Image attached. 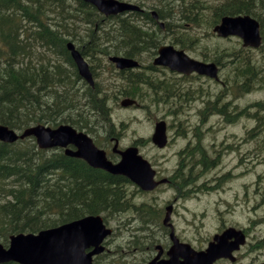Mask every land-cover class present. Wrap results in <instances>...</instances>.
Returning <instances> with one entry per match:
<instances>
[{
	"label": "trees",
	"instance_id": "obj_1",
	"mask_svg": "<svg viewBox=\"0 0 264 264\" xmlns=\"http://www.w3.org/2000/svg\"><path fill=\"white\" fill-rule=\"evenodd\" d=\"M72 1L75 4L69 0H0L1 124L19 131L38 123L53 127L69 123L90 132L104 128L108 137L117 138L120 131L111 111L118 105V94L141 99V85L155 88L157 83L150 84L141 74L133 77L124 74L122 88L101 82L88 86L78 76L65 47L70 38L80 41L82 54L92 55V61L100 56L94 52L97 50L101 55L114 53L138 58L139 50H156L165 35L172 34V43L189 48L192 25L203 22L210 29L223 15L248 14L259 22L258 51L264 57V0H158L155 10L158 18L165 20L163 29L149 11L142 12V24H138L118 16L104 19L82 0ZM82 21L86 40L77 38L76 29H80ZM218 48L212 57L204 54V59L216 61L228 71L221 91L214 93L213 99L207 95L203 111L207 115L220 113L230 121L248 115L255 122L248 129L258 136L264 130L261 112L264 99L238 109L232 99L236 94L253 90L264 92V61L260 64L249 53L250 48H243L240 42ZM88 50L92 51L90 55ZM249 107H253V112ZM140 139L134 140V144ZM109 158L116 160L117 156L112 154ZM0 161V242L3 245L8 244L12 234L38 232L88 214H102L106 221L118 219L123 227L142 233H133L128 239L132 243L128 246L130 252H124L115 243V248L94 259L96 264H129L135 260L133 249L146 257L151 255L158 239H154L149 227L162 226V212L147 202L137 204L131 196L134 191H140L127 178L92 168L60 148L41 149L33 137L11 143L0 141ZM124 213L136 215L137 226L131 225L130 217H126L128 223L122 221Z\"/></svg>",
	"mask_w": 264,
	"mask_h": 264
},
{
	"label": "rangeland",
	"instance_id": "obj_2",
	"mask_svg": "<svg viewBox=\"0 0 264 264\" xmlns=\"http://www.w3.org/2000/svg\"><path fill=\"white\" fill-rule=\"evenodd\" d=\"M133 1H143L144 4L159 5L158 0ZM69 2L75 4L72 0H69ZM150 7H146V9ZM79 24L80 29H76L79 33L77 38L86 40V30H83L85 22L82 21ZM192 26L193 32L191 31L190 34L192 43L189 45L191 53L186 48L184 50L194 58L201 59L204 54L206 57H212L216 53L214 49H219L218 47L222 48L237 45L238 39L236 37L219 38L212 33V30L203 22L199 24L196 23V25ZM179 36H181V33L178 37ZM169 38V35H165L162 39L163 43L170 42L171 38ZM75 41L79 43L78 39H75ZM190 46H192V48H190ZM249 53L260 64L263 63L264 57L262 52L256 49L249 51ZM152 57L153 54L151 53H143L141 54L140 61L145 65L151 62ZM227 71L228 69L226 67H220L219 76L222 80ZM98 74L99 77L96 76L95 80H99L103 82V84H111L114 86L121 82V78L119 77L117 79L106 57L100 63ZM156 78H158L159 81L163 78H165L163 79L164 81H168L163 85H169V82H171V89L176 92L177 88L183 93L184 90L188 89L189 85L193 88L198 86V83L195 81L188 82L182 78L170 77L168 72L162 74L159 71L157 72ZM201 84L202 92L205 94L203 95L205 101L208 99V94L210 95L209 98L213 99L214 93H219L222 88L221 83L208 78L201 81ZM149 90L148 86L143 89V91L147 93V96L145 101L139 102L142 106L123 107L115 105L113 107L111 113L115 122H124L120 128L121 132L117 136L120 148L130 145L135 139L142 138L144 141L143 145H137L139 152L152 161L153 166L158 170L161 176L173 175L178 167V151L183 148L185 141H187V137H185L184 134L192 137V134L198 133L200 138H203L205 142L217 141L216 143L218 144L220 140H223V159L222 165L219 167L220 171L226 172L228 169L232 174L236 172L240 174V172H242L245 177L254 179V181L260 184L255 185L253 189L251 188L249 190V192L252 193L250 195L243 194L244 186L242 182L248 181V179H244L243 181H241V179H236L227 184H223V186L230 185V188H226L224 191L217 190L216 192L209 193H205L206 191L195 193V191H193L190 195L187 193V197H182L177 196L176 189L168 185L151 193H138L134 191L131 198L136 203L147 202L150 205H159L164 209L167 204V199H172L173 196H177V199L181 198L182 200L180 199L176 203L175 211L172 213L171 218L175 233L184 241L189 242L196 248L204 245L206 240L211 238L213 233L220 227L222 221V223H232L243 226L248 230L249 237L247 244H245L239 254L240 264H247L249 261L255 262L257 256L259 258L264 257V246L253 248V246L257 244L258 238L264 234V130L260 131L258 136L252 135L248 137L244 133V130L255 124L253 119L248 115H241L234 121L226 120L222 115L215 113L201 117L199 111L204 109L205 105H203L199 97H195L194 99H190L187 103H183L186 99L185 95H182L180 98L181 104L183 105H173L170 99L165 100V97H162L165 96L164 93H160L158 90V93L152 94ZM194 90L195 89H189V93H192ZM156 95H158V101L154 103L152 97H156ZM234 96L235 98H233L232 101L236 103V108L238 109L245 107L248 103L255 100L264 99V92L253 90ZM111 103L113 102L111 101ZM176 107H178V109H175ZM249 109L253 112V107H249ZM171 110L176 111L172 113ZM261 112L264 113V110H261ZM158 119L166 121L167 134L170 141L166 147L162 149L154 147L149 141L154 122ZM103 130L105 129H95V135L97 140L104 144V149L110 151L114 144V140L107 136L109 134L106 130L105 132ZM105 134L106 137L109 138L108 141L102 137ZM226 142L232 143L237 149L233 152L225 153L224 147L227 144ZM251 163H253V165ZM246 167L249 168L248 172L245 171ZM211 175H214L212 170L206 174L207 177ZM131 189L133 190V187ZM235 190H238V193ZM121 217V220H127V223L128 219L126 217H130L129 219L132 218L130 223L133 226H137L139 223V219L132 213H124ZM107 222L116 232V234L112 236V240L106 244L107 248L112 250L115 248V243H118L122 246L124 252H130L129 249L131 248L128 246L131 247L132 243H129L128 237L125 236H132L133 233L141 235L142 232L129 230V228H125V230L123 225L118 222V219L110 218ZM149 228L153 232L154 239L160 241L155 244H161L163 246L167 243L164 236L165 232L161 230L159 225L156 224L153 228L151 226ZM136 229L138 230L140 228ZM121 235L125 237L124 240H121ZM159 236L163 238L161 239ZM133 250L135 251L134 255L136 257L133 256L135 260L129 263L139 264L140 262L143 264V259L146 257L145 254L137 249ZM155 252L156 250L154 249L152 254Z\"/></svg>",
	"mask_w": 264,
	"mask_h": 264
},
{
	"label": "water",
	"instance_id": "obj_3",
	"mask_svg": "<svg viewBox=\"0 0 264 264\" xmlns=\"http://www.w3.org/2000/svg\"><path fill=\"white\" fill-rule=\"evenodd\" d=\"M96 6L105 14H115L126 9L135 8L132 5L117 0H84ZM155 16V13H153ZM218 36H238L242 46L257 48L261 43L258 21L252 16L224 15L219 23L213 27ZM68 49L76 62L79 74L91 85L93 78L77 49L72 42H68ZM159 56L154 63L169 66L179 72L189 73L196 71L199 74L217 79V66L214 62H202L189 58L181 50H175L172 46H161ZM118 68L136 65V62L119 56L110 58ZM134 100L124 98L120 101L122 106H128ZM34 136L40 148L64 147L65 153L70 156L82 158L90 166L103 169L112 174L126 176L140 189L149 191L166 179L154 180L155 170L144 159L135 146H128L123 150L113 149L120 155L117 162H112L106 157L103 149L98 148L92 139L83 132H77L69 124H60L50 127L44 124H36L26 127L21 133L6 125L0 124V140L13 142L18 138ZM151 140L158 147H164L167 143L165 121H157ZM72 145L75 149L67 146ZM170 207L167 208L163 220L167 224ZM171 226V224H168ZM111 232L106 228L102 217L99 215H87L58 226L42 229L37 233H16L9 237V244L4 247L0 243V263L15 261L20 264H94L93 256L104 250L103 240ZM172 245L167 251L169 259H158L159 253L147 264H213L219 258L234 260L232 251L238 249L244 242L241 231L228 228L221 234L213 236L211 242L204 250H194L189 244L182 243L170 231ZM181 259V260H180ZM264 264V263H261Z\"/></svg>",
	"mask_w": 264,
	"mask_h": 264
},
{
	"label": "flooded vegetation",
	"instance_id": "obj_4",
	"mask_svg": "<svg viewBox=\"0 0 264 264\" xmlns=\"http://www.w3.org/2000/svg\"><path fill=\"white\" fill-rule=\"evenodd\" d=\"M121 1H125L127 3H131L133 5H136L139 9L134 10V12L128 11V12L122 14L121 16L119 15V17L125 18L126 20H133V21L137 22L138 24H142L141 23V14H142L143 11H149L151 16L153 17V12H152L153 9H152V7H150L152 4H145L144 5L143 1H137L136 2V1H133V0H121ZM146 7H150L151 9L150 8L146 9ZM111 17L112 16H107L108 19H110ZM168 35H169V37L173 38L172 34H168ZM80 51H82V48H80ZM139 51H140L141 54H143V53L155 54V50H150V51H148V50H142V51L139 50ZM188 51L191 53L190 49H188ZM87 52H89V55H90L92 51L88 50ZM94 52L95 53L98 52L99 55H100V56H98L96 58L95 62H93L92 59H91L92 55H90V56H88L87 54H83V55L90 62H92L94 64L96 70H99L100 63L105 57H104V55H101V51L100 50H97V51H94ZM187 54L190 55L188 52H187ZM155 56L153 58H155ZM140 57H141V55H140ZM140 57L135 58V59L138 60ZM203 57L204 56L202 55L201 59H198V58H195V59L204 60ZM106 58H108V57H106ZM132 58H134V57H132ZM102 64H103V62H102ZM159 71L162 74H165L166 72H168L170 77H173V78H176V77L182 78V79H184V80H186L188 82L195 81L196 83H198V86L196 88H193L192 86L189 85L188 89L184 90L183 93H182L181 90H179V88H177V92L173 91L171 89V85H172L171 82H169V85H164V86L156 85V87H155L156 89L153 88L152 86H150L149 84L146 85V86L149 87V89H150L149 91H151L152 94L158 93V90H159L160 93H164V95H165V96H162V97H165V100L170 99L171 104H173V105H175V104L181 105V106L183 105V104H181V98H180L182 95H185V99H186V101H183V103L184 102L187 103L188 101H190V99H194L195 97H199V99L202 100L203 105H206L205 99L203 98V95H205V94H203V92H202L203 90H202V86H201L202 85L201 81L206 80L207 77H205L204 75H199L196 72L180 74V73L175 72L174 70H170L169 68H163V67L154 66L152 63L150 65H146V64L144 65V64H140L139 63L138 66L135 67V70H133V69L129 70V73L131 72V74H128V73H126L123 70L122 71V75L125 74L124 76H132L133 77L135 75L141 74V76L147 78V80L149 81L150 84L155 85L154 83L159 81V79L156 78L157 72H159ZM163 79H165V78H163ZM163 79H160V81H164ZM218 83H221V81L218 82ZM146 86L145 87H141V92H142V96L141 97H143V98L140 99L138 97H135L137 99V101H138V104H139V102H143V101L146 100L147 93L145 91H143V89H145ZM189 89H195V90L192 93H189ZM157 97H158V95H156V97H152L154 102L158 101ZM218 100L220 102L221 98H219ZM140 105L142 106V104H140ZM175 109H178V107H176ZM175 111L176 110L172 111V113H174ZM199 114H200L201 117H205L207 115V114L203 113V109L199 111ZM212 114H214V113H212ZM215 114L222 115L220 113H215ZM93 130H95V129H93ZM89 133L91 134V136L94 139L95 143L104 149V147H105L104 144L97 140V137L95 135L96 132L95 131H91V132L89 131ZM244 133L248 137H251L252 135H254L253 133H251L250 129L244 130ZM105 136H106V134H105ZM184 136L187 137V141H185V144H184L183 148H181L178 151L179 161H178V167L175 170V173L173 175H167V176L163 177L158 172V170H156V176H155L156 179H160V178L163 177L166 180L163 183L158 184L151 192H155L156 190H158V189H160V188H162L164 186L170 185L171 187L173 186V188L176 189L177 196L187 197L188 195H190V193H193V191H195V193H198L200 191H206L205 193L216 192L217 190L224 191V190H226V188H230V185L223 186V184H227V183H229V182H231L233 180H236V179L237 180L241 179V181H243L244 179H248L247 177H245L243 175L242 172H240V174H238V172L232 174L230 172V170H228V169L226 170V172H223V171L219 170V167L222 165V159H223V156H222L223 140H220L219 143L217 144L216 143L217 141H212V142L206 141L205 142V140L203 138L202 139L200 138V135L198 133L192 134V137L187 135V134H184ZM102 137H104V135ZM104 139L106 141L109 140V139H107L105 137H104ZM168 139H169V137H168ZM169 142L170 141H168V143ZM226 143L227 144L224 147L225 148V153L226 152H233L234 150L237 149L236 146L233 145L232 143H229V142H226ZM138 145H143V141L141 139H140V142H139ZM251 164L253 165V163H251ZM234 168H235V166H234ZM210 170H212V173L214 175H211L210 177H207L206 174ZM248 170H249V168L246 167L245 171L248 172ZM237 171H238V169H237ZM242 184L244 186L243 194L250 195L252 193H250L249 190L251 188L253 189L255 187V185H259L260 183L257 182V181H254V179H248V181H243ZM235 191H237V193H238V190H235ZM187 193H188V195H187ZM177 196H173L172 199H167V204L165 205L164 209H162V207L159 206V205H155L154 206V204H152V203L151 204L155 208L152 205L151 206L154 209H156L158 211H161L163 218L166 216L167 208L170 207L169 217H171L172 213L175 211L176 203L181 199V198L177 199ZM170 220L172 222V218H170ZM173 227H174V224H173ZM231 227H234L236 229H241L244 232V234L246 236V239L248 240L249 235H248V230L246 228H244L243 226L232 224V223H222V221H221L220 227L213 233V235L220 234L223 231H225L226 229L231 228ZM163 228H164L163 232H167V235L166 234L164 235L165 238H166L165 240H166L167 243L165 245H163V246L160 245L161 249H162V253H161L160 257L158 258L160 260L161 259H164V260L169 259V257H168L166 252H167V249L171 245L170 241L168 239V233H169L170 229H168L167 227H164V226H163ZM166 228L168 229L167 231H166ZM176 235H177L178 239L181 242L189 243L187 241H184L178 234H176ZM212 236H211V238L206 240L204 245H201L198 248L194 247L193 245L192 246L195 249H198V250L205 249L207 247V245L209 244V241L212 239ZM245 244H247V242ZM245 244L242 245V246L240 245V247L237 250L232 252V254L235 256V260L234 261H230L227 258H221V259L217 260L214 264H224V263H227V264H240L239 254H240L242 248L245 246ZM257 244L254 245L253 248L254 247H262V246H264V234L261 237L258 238ZM156 245L157 244H155L154 247H153V250L155 249L156 252L153 253V254L151 253V255H149L148 257H145L143 259V261H144L143 264H147L150 260H152L155 257V255L158 254V249L156 248ZM153 250H152V252H153ZM260 262H264V257L259 258L257 256V259H256L255 262L254 261L253 262L249 261V262H247V264H258Z\"/></svg>",
	"mask_w": 264,
	"mask_h": 264
},
{
	"label": "bare ground",
	"instance_id": "obj_5",
	"mask_svg": "<svg viewBox=\"0 0 264 264\" xmlns=\"http://www.w3.org/2000/svg\"><path fill=\"white\" fill-rule=\"evenodd\" d=\"M1 162V161H0ZM6 164V163H5ZM27 196V195H26ZM75 196V195H74ZM50 206V205H49ZM129 262V261H128ZM130 264V263H129Z\"/></svg>",
	"mask_w": 264,
	"mask_h": 264
}]
</instances>
